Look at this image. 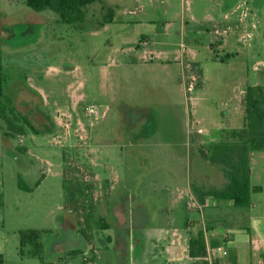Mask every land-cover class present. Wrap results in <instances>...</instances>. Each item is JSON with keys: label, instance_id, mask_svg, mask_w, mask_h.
I'll list each match as a JSON object with an SVG mask.
<instances>
[{"label": "rangeland", "instance_id": "obj_1", "mask_svg": "<svg viewBox=\"0 0 264 264\" xmlns=\"http://www.w3.org/2000/svg\"><path fill=\"white\" fill-rule=\"evenodd\" d=\"M229 54L244 71L237 87L264 86V0H101L72 25L25 0H0L4 101L28 122L22 135L0 121L3 264H142L134 254L145 235L149 264H195L189 242L204 226L209 244L234 240L237 250L222 247V260L239 252L240 264H261L264 152L252 157L251 207H204L192 189L227 182L195 143L213 140L207 111L223 120L227 107L198 106L191 125L198 93H187L184 73L199 84L197 62L209 69ZM65 179L92 185L89 236L79 231L84 218L67 209ZM32 230L42 233L43 260L20 255L21 232ZM173 245L182 258L171 259Z\"/></svg>", "mask_w": 264, "mask_h": 264}, {"label": "trees", "instance_id": "obj_2", "mask_svg": "<svg viewBox=\"0 0 264 264\" xmlns=\"http://www.w3.org/2000/svg\"><path fill=\"white\" fill-rule=\"evenodd\" d=\"M97 2H101V0H25L26 6L32 10L36 12L52 11L59 16L61 23L69 25L84 22L88 6ZM109 14V21H112L113 11L109 10ZM195 67L199 69L198 74L201 78L203 72L199 64H196ZM4 84V67L0 56V121L6 122L9 128L24 135V126L28 125V122H21L14 109L6 105L4 101ZM244 104L245 118L243 126L239 129L225 131L218 143L205 145L200 150L201 157L212 165L218 166L227 180L226 185L223 187L204 189L195 185L192 186L202 206L206 205V200L210 197L221 202H232L236 208H249L252 206V193L254 191L252 186V155L255 152H264V86H248ZM19 122H21L20 125H18ZM65 184L67 209L75 211L79 219L84 218V222L79 221L81 226L79 231L84 236H89L88 233L92 230L91 221L95 220L92 185L75 182V185L71 186L70 181L66 179ZM19 186L23 190L31 191L25 185L21 176L19 177ZM96 224L103 230L109 229L108 224L101 219H98ZM41 235L42 233L36 230L21 232L20 255L22 257L31 256L41 260L44 259L45 246L41 240ZM222 244L221 241L212 239L210 248L213 253L211 252L210 255L205 233L200 232L198 236L190 239L189 256L197 260L195 264H239L235 253L226 255V258L222 260L217 252ZM29 246L31 249L27 250ZM79 253H81V250L72 251L70 254L74 256ZM209 255L211 256L210 259ZM262 259L261 264H264V255ZM0 264H3L2 260H0Z\"/></svg>", "mask_w": 264, "mask_h": 264}, {"label": "crops", "instance_id": "obj_3", "mask_svg": "<svg viewBox=\"0 0 264 264\" xmlns=\"http://www.w3.org/2000/svg\"><path fill=\"white\" fill-rule=\"evenodd\" d=\"M236 7L237 6H234V5L228 7V10L224 16V20L231 13V12H229L230 10L239 9V6H238V8H236ZM144 45H147V44H144ZM166 54H165V52H162V54L157 53L156 55L157 56L159 55L158 57H162V56L164 57V56H166ZM226 58H228L227 61H223V58H221V57L218 58L220 62L219 63H217V62L212 63L209 66V69H207V67L205 68L204 64L197 62V64H199L203 74L201 77V83H200V85L198 84L199 86L197 87V90H196V92L198 94L194 98V100H195V103H194L195 104V111L191 112V115L189 118L190 124L191 125L193 124L192 119H193V121L195 118H196V120L198 119V117H197L198 106L199 107H207L210 105L215 106V103L221 102L220 104H222L223 106L225 105V107H227L226 108L227 110H226V114L224 115L225 118L223 120H221V117H219L218 114L215 113V111L210 107L211 109L209 112L207 111V113H210L211 115L208 114L207 117L210 121L213 122V127H214L213 128L214 134L212 135L213 140L210 142H201L200 140H195L196 145L201 144L203 146V145L218 143L222 139L225 131L232 130V129H239L244 124V118H245L244 99H245V94H246V90H247L248 85L245 84L244 86H240V84H239V86L237 87L238 79L236 77L240 72L239 68H236L230 62V59H231L230 54L227 55ZM143 62H145V60H143ZM224 62H226V63H224ZM240 73H244V71H241ZM220 96H222L224 98H220ZM227 97H229L230 99H227ZM223 100L227 101V102L223 103ZM199 102H201V103L199 104ZM241 103H243V109H244L243 113H241V108H240ZM215 108H216V106H215ZM253 155H252V157H253ZM251 164H252V162H251ZM252 175H253V170H252ZM226 183L223 186H225ZM223 186H221V187H223ZM212 200H215V199L212 197L208 198L206 200V205L204 207H208L210 201H212ZM215 201H217V200H215ZM229 206H234V205L232 202H230ZM210 224H212V227L214 229V234L218 235V236H222V235L218 234L217 227L213 223H210ZM203 231L205 233V226H204ZM227 235H229V234H225L223 236H227ZM206 238H207V236H206ZM213 238H217V237H213ZM216 240H218V239H216ZM234 245H235L234 240L230 239L229 242H226L225 244L223 243L222 246H220L218 248L217 252H219V250L222 247H224L225 252L227 249H236L237 250L236 247H233ZM260 249H261L260 251L264 250V246L262 248L260 247ZM181 251H182V249H181ZM182 255H183V251H182ZM261 255L263 256L264 253L262 252ZM223 257L226 258L225 256H223ZM237 257H238V263H239V258H240L239 252H237Z\"/></svg>", "mask_w": 264, "mask_h": 264}, {"label": "built area", "instance_id": "obj_4", "mask_svg": "<svg viewBox=\"0 0 264 264\" xmlns=\"http://www.w3.org/2000/svg\"><path fill=\"white\" fill-rule=\"evenodd\" d=\"M184 82H185V86H186V91L189 95L193 94L196 92L197 90V87H198V78L191 74L190 76H187L186 73H184ZM208 243V241H207ZM208 246H209V254L211 255V249H210V244L208 243ZM209 255V259H210V256Z\"/></svg>", "mask_w": 264, "mask_h": 264}, {"label": "flooded vegetation", "instance_id": "obj_5", "mask_svg": "<svg viewBox=\"0 0 264 264\" xmlns=\"http://www.w3.org/2000/svg\"><path fill=\"white\" fill-rule=\"evenodd\" d=\"M142 238L144 239V241H142ZM142 238H141V241H140V243H139V245H141V249H140V251L137 253V254H134V259L136 258V260H138V261H140L142 264L143 263H145V264H149L148 262H147V257L144 255V243H146V239H148L149 237H146V235H145V237L144 236H142ZM138 245V246H139ZM132 250L133 251H135L136 249H131V256H132ZM142 253V254H141ZM130 258V257H129ZM131 260H132V258H130V263H131Z\"/></svg>", "mask_w": 264, "mask_h": 264}, {"label": "water", "instance_id": "obj_6", "mask_svg": "<svg viewBox=\"0 0 264 264\" xmlns=\"http://www.w3.org/2000/svg\"><path fill=\"white\" fill-rule=\"evenodd\" d=\"M169 252H170L171 259H174V260L180 259L183 256L180 246H177V245L170 246Z\"/></svg>", "mask_w": 264, "mask_h": 264}]
</instances>
